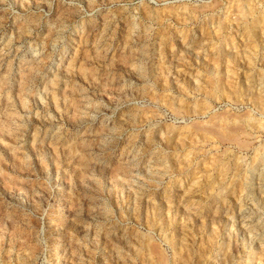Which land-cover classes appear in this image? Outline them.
I'll return each instance as SVG.
<instances>
[{
	"label": "rangeland",
	"instance_id": "374dc122",
	"mask_svg": "<svg viewBox=\"0 0 264 264\" xmlns=\"http://www.w3.org/2000/svg\"><path fill=\"white\" fill-rule=\"evenodd\" d=\"M0 264H264V0H0Z\"/></svg>",
	"mask_w": 264,
	"mask_h": 264
},
{
	"label": "bare ground",
	"instance_id": "6f19581e",
	"mask_svg": "<svg viewBox=\"0 0 264 264\" xmlns=\"http://www.w3.org/2000/svg\"><path fill=\"white\" fill-rule=\"evenodd\" d=\"M249 3H250V2H249ZM251 4H252V3H251ZM248 6H249V5H248ZM248 9H249V7H248L247 9L245 8V10H243V12H242V16H243V17H244V16L247 17L246 15H248V13H249V10H248ZM250 9H253V8L250 7ZM253 10H254V9H253ZM255 11H256V10H255ZM250 12H251V10H250ZM253 12H254V11H253ZM251 13H252V12H251ZM251 13H250V14H251ZM240 14H241V13H240ZM255 24H256V23H255ZM249 25H250V24H248V26H249ZM248 26H247V27H248ZM249 27H250V26H249ZM225 123H226V121H225ZM221 170H222V169H221ZM203 205H204V204H203ZM190 219H191V218H190ZM188 220H189V219H188ZM153 262H154V261H153Z\"/></svg>",
	"mask_w": 264,
	"mask_h": 264
}]
</instances>
